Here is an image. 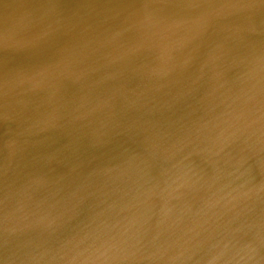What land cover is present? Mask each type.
Returning <instances> with one entry per match:
<instances>
[{
	"label": "water",
	"instance_id": "obj_1",
	"mask_svg": "<svg viewBox=\"0 0 264 264\" xmlns=\"http://www.w3.org/2000/svg\"><path fill=\"white\" fill-rule=\"evenodd\" d=\"M263 94L264 0H0V264H264Z\"/></svg>",
	"mask_w": 264,
	"mask_h": 264
},
{
	"label": "bare ground",
	"instance_id": "obj_2",
	"mask_svg": "<svg viewBox=\"0 0 264 264\" xmlns=\"http://www.w3.org/2000/svg\"><path fill=\"white\" fill-rule=\"evenodd\" d=\"M252 95L254 98L256 97L255 92H252ZM263 103H264V94L261 98L260 105L255 104V103H248L246 105L247 107H244V110L247 112V114L241 115V117L237 120V121H239L237 126H238V130L240 132L248 134V135H258V134L264 132V124L257 131H256V129L258 127L257 128L246 127L247 123L251 124L252 120L257 122V123L262 122V121L264 122V105H263ZM245 127L250 131V133L246 131ZM245 167L247 168L246 165H245ZM262 173H263L262 176L264 177V169H262ZM216 177H218V180L221 182L220 186L223 188L222 190L229 189V187L231 186V183L229 182L230 179L228 178L227 174L219 173V174H217ZM251 244H252V246L254 245V243H251Z\"/></svg>",
	"mask_w": 264,
	"mask_h": 264
}]
</instances>
